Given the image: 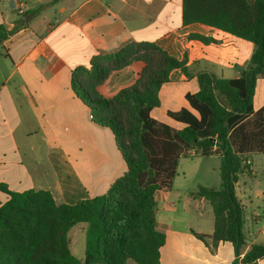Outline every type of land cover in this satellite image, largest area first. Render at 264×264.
Listing matches in <instances>:
<instances>
[{"label": "crops", "instance_id": "0c3cea01", "mask_svg": "<svg viewBox=\"0 0 264 264\" xmlns=\"http://www.w3.org/2000/svg\"><path fill=\"white\" fill-rule=\"evenodd\" d=\"M18 3L24 5L22 15L16 13ZM0 28V36L7 33L0 41V185L14 192L48 191L57 204L67 205L105 194L127 170L116 137L94 122L81 90L71 86L75 68H89L94 56L131 42H151L177 60L186 57L192 76L171 71L159 90V106L150 112L158 123L177 129L167 112L187 108L185 95L198 90L195 74L238 78L253 52L251 43L212 27L184 25L182 0H0ZM190 35L216 43L204 45ZM142 68L133 62L111 73L98 94L112 98L131 86ZM252 108L231 138L249 164V173H239L235 185L245 246L237 253L231 242L213 243L208 202L192 198L195 191L186 196L185 189L173 190L175 175L169 188L154 195L155 228L165 237L159 264H231L252 244L264 245L258 243L264 235V114L257 115L264 108V75L256 81ZM8 198L0 190V203ZM248 208H253L249 216ZM249 223L256 227L253 237L245 230ZM84 249L77 258L81 263Z\"/></svg>", "mask_w": 264, "mask_h": 264}, {"label": "trees", "instance_id": "16d2710c", "mask_svg": "<svg viewBox=\"0 0 264 264\" xmlns=\"http://www.w3.org/2000/svg\"><path fill=\"white\" fill-rule=\"evenodd\" d=\"M182 23L206 25L251 43L253 52L240 76L196 73L198 90L185 95L187 108L167 112L179 125L173 129L150 112L159 106V90L171 71L192 76L186 57L177 60L154 43L131 42L94 56L89 68H75L71 86L81 90L94 122L116 137L127 170L105 194L73 205L57 204L48 191L14 192L0 185L9 197L0 203V264H159L165 237L155 228L154 195L171 186L177 161L187 150L193 157H219L220 187H198L190 194L211 207L213 243L231 242L237 253L245 246L244 210L235 185L239 173H249V164L233 149L231 138L253 113L256 81L264 75V0H182ZM188 39L216 43L200 35ZM133 62L143 68L131 86L112 98L98 94L111 73ZM262 114L264 108L257 112ZM78 223L87 224L83 263L70 253L67 240ZM262 258L264 245L252 244L231 264H256Z\"/></svg>", "mask_w": 264, "mask_h": 264}, {"label": "rangeland", "instance_id": "374dc122", "mask_svg": "<svg viewBox=\"0 0 264 264\" xmlns=\"http://www.w3.org/2000/svg\"><path fill=\"white\" fill-rule=\"evenodd\" d=\"M173 128H176L173 126ZM192 151L187 150L186 156H181L177 161L176 177L173 183V190L185 189V195L196 191L198 187L218 188L221 185L219 173V157H193L190 156ZM57 201L58 198H56ZM67 203H73V200H67ZM60 203V202H57ZM206 210L212 217L211 207L205 203ZM253 208H248L246 214L249 216ZM263 227V220H260L257 225ZM86 223H81L73 227L67 234L70 243V252L76 258H83L84 237ZM209 229V228H208ZM246 231L251 234H256V227L246 224ZM76 242V244L74 243ZM258 243H264V235L259 236Z\"/></svg>", "mask_w": 264, "mask_h": 264}, {"label": "built area", "instance_id": "2783aa9c", "mask_svg": "<svg viewBox=\"0 0 264 264\" xmlns=\"http://www.w3.org/2000/svg\"><path fill=\"white\" fill-rule=\"evenodd\" d=\"M24 5L22 3H18L17 7H16V13L18 15H22L24 13Z\"/></svg>", "mask_w": 264, "mask_h": 264}]
</instances>
